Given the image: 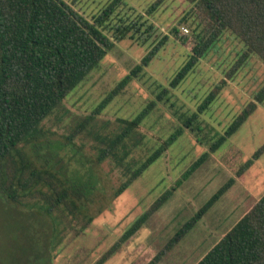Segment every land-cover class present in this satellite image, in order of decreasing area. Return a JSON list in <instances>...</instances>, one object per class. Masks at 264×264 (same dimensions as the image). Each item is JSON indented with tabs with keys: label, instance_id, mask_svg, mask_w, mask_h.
<instances>
[{
	"label": "rangeland",
	"instance_id": "1",
	"mask_svg": "<svg viewBox=\"0 0 264 264\" xmlns=\"http://www.w3.org/2000/svg\"><path fill=\"white\" fill-rule=\"evenodd\" d=\"M62 1L89 19L110 0ZM155 1L123 0V5L111 17L112 27L128 26L136 16L141 17V23L147 20L146 24L137 32L129 29L98 68L42 123L49 142H63L76 124L90 115L143 57L152 54L139 77L94 116L92 125L73 141L76 147L67 145L57 153V166L66 173H87L94 147L100 146L97 137L117 133L121 128L118 119L133 118L154 100L158 90L168 88L170 80L186 62L195 35L202 31L207 37L212 30L208 17L196 7V2L164 0L155 12L147 15ZM184 16H188L186 22L179 23ZM147 25L152 26L150 37L142 35ZM173 28L176 35L171 33ZM243 51V45L232 34L222 33L207 55L170 92L168 100L157 103L135 136L125 141L128 154L124 163L142 162L176 128L182 127L216 84L226 82L209 109L191 126L193 131L183 129V134L163 155L120 195L110 197L125 180L122 168L108 158L95 169L103 179V193L109 203L94 215L81 234H76L80 226L76 220L72 221L73 229L61 231L51 216L41 215L38 206L15 207L0 201V264H94L163 192L175 185L264 85V63L254 55L247 57L230 79L226 78ZM263 144L264 102L257 105L239 130L183 181L165 205L104 264H147L220 186L235 178L233 186L196 227L158 263L196 264L264 193V153L252 159ZM249 160H252L249 169L236 177L239 167Z\"/></svg>",
	"mask_w": 264,
	"mask_h": 264
},
{
	"label": "trees",
	"instance_id": "2",
	"mask_svg": "<svg viewBox=\"0 0 264 264\" xmlns=\"http://www.w3.org/2000/svg\"><path fill=\"white\" fill-rule=\"evenodd\" d=\"M187 1L196 2V7L208 17L212 28L209 35L204 37L202 31L195 35V43L186 62L170 80L168 88L158 90L154 100L133 118L118 119L121 128L117 133L110 137H97L100 146L94 147L95 154L89 161L91 167L87 173L68 174L57 166V153L67 145L76 147L73 141L92 125L94 116L99 115L133 79L139 77L152 54L143 57L92 113L76 124L63 142H49L42 123L98 68L115 43L126 37L129 29L134 28L137 32L147 20L141 23V17L136 16L128 26L119 23V26L112 27L111 17L123 5V0H110L89 19L62 0H0V201L15 207L38 206L41 215L51 216L53 222L61 226V231L73 229L72 221L76 220L80 222L76 234H81L94 215L109 203L103 193V179L95 169L108 158L122 168L125 180L110 196L116 198L163 155L183 134V129L193 131L191 126L218 97L225 80L216 84L196 111L184 120L182 127L176 128L142 162L124 163L128 154L125 141L135 136L157 103L168 100L170 92L207 55L222 33L232 34L244 48L237 64L226 74L227 79L250 55L264 63V0ZM163 2L156 0L146 14L151 15ZM187 18L184 16L179 23L186 22ZM113 31L116 34H111ZM151 31L152 26L147 25L142 35L150 37ZM171 33L176 35V28ZM263 102L264 85L175 185L163 192L94 264H104L134 236L165 205L181 183L206 163ZM262 153L264 144L255 151L252 159H258ZM251 164L252 160H249L241 165L236 177L242 176ZM234 182L235 178H229L220 186L147 264H158L196 227ZM196 264H264V193Z\"/></svg>",
	"mask_w": 264,
	"mask_h": 264
},
{
	"label": "built area",
	"instance_id": "3",
	"mask_svg": "<svg viewBox=\"0 0 264 264\" xmlns=\"http://www.w3.org/2000/svg\"><path fill=\"white\" fill-rule=\"evenodd\" d=\"M184 32H187L186 30H184Z\"/></svg>",
	"mask_w": 264,
	"mask_h": 264
}]
</instances>
